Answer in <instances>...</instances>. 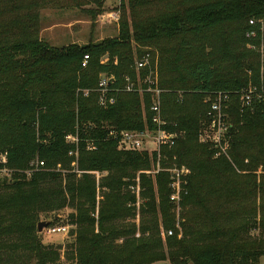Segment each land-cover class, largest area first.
Segmentation results:
<instances>
[{
    "label": "trees",
    "instance_id": "trees-1",
    "mask_svg": "<svg viewBox=\"0 0 264 264\" xmlns=\"http://www.w3.org/2000/svg\"><path fill=\"white\" fill-rule=\"evenodd\" d=\"M20 1L10 0L19 11L23 9ZM39 2L31 0L33 6ZM121 2L118 38L89 47L49 48L38 36H33L37 20L31 10L25 16L17 15L8 23H0V58H7L10 50L27 55L20 62L26 79L7 96L0 97L1 114L16 118L19 125V136L0 153H7L12 168L21 167L19 164L29 158L27 149L37 152L45 163L31 177L17 176L9 185L0 178V239L16 237L37 257L39 264H54L60 253L43 246L39 240L40 215L71 207L76 211L70 216L71 221L79 227L72 253L76 264H260L264 256V108L259 107L254 113L242 112L239 93L259 82L261 57L248 46L261 44L264 0ZM152 4H162L160 13L146 16L138 10ZM127 7L131 12L128 16ZM0 11L3 13L5 8ZM251 20L259 23L251 26ZM251 32H257L258 37L248 38ZM140 48L159 54L158 88L163 90L161 101L169 124L167 129L184 132L188 137L179 139L172 148L162 147L166 157L162 158L163 167L177 164L189 171L184 177L188 194L180 204L179 227L183 237L173 235L167 242L160 238V226L166 231H177L169 173L157 175L156 182L141 176L140 195L144 200L141 209L147 221L140 227L142 239L137 240V228L126 223L135 216L136 196L125 193L124 179L128 178L126 186L130 187L133 176L128 169L150 168L158 160L157 153L149 156L135 151L119 152L118 142L108 138L109 130L99 128L105 124L118 131L154 129L152 114L148 119L141 115L137 93L120 92L116 104L103 109L94 91L102 73L113 74L116 81L113 89L121 87L127 76L135 80L134 55L137 53L141 58L148 52ZM106 54L116 59V63H102ZM85 55L90 61L88 68L82 70ZM154 61L155 57L153 68ZM9 63L6 61L3 68ZM149 72L144 71L143 78ZM34 75L51 86L40 87L32 94L28 87L32 82L34 86ZM59 89L67 100L57 103ZM78 90L91 92L85 97L78 95ZM222 92L231 94L232 99L227 119L231 124V149L228 157L216 158L214 146L200 143L199 135L209 111L204 100ZM178 94L185 104L195 98L200 104L194 108L198 109L181 105ZM145 99L149 100V95ZM68 100L82 101L86 106L81 105L77 115L70 109H62L70 103ZM36 123L38 135L31 129ZM75 129L80 133V158L87 153L88 142L94 141L96 146L93 154L86 157L87 166L82 159V167L112 173L102 184L109 192L98 211V233L94 229V180L88 175L78 179L76 173H70L63 184V177L51 169V160L73 158L69 153L76 147L65 138L76 134ZM146 234L149 236L145 237ZM121 238L124 244L116 245ZM108 256L112 260L105 259ZM0 264H5L1 244Z\"/></svg>",
    "mask_w": 264,
    "mask_h": 264
},
{
    "label": "rangeland",
    "instance_id": "rangeland-1",
    "mask_svg": "<svg viewBox=\"0 0 264 264\" xmlns=\"http://www.w3.org/2000/svg\"><path fill=\"white\" fill-rule=\"evenodd\" d=\"M13 2L16 0H12ZM20 1V0H17ZM121 0H40L39 4H33L31 3V0H21L20 1V7L23 8L20 11L15 9V4L13 5L10 0H0V9L5 8V11L2 13L0 11V23L2 22H10L13 19L17 17V15H24L27 11L36 13V27H33V36H38L39 39L49 48H64L68 47L70 45L73 46H80V47H89L97 44H101L104 40L108 39H116L119 36V30H120V17L122 16V9H121ZM128 3V2H127ZM162 5V4H161ZM161 5H144L140 7L138 10L141 11L146 16H152L155 12L160 13V6ZM162 8V7H161ZM130 9L127 7V16L130 15ZM27 14V13H26ZM33 14V13H32ZM29 17H31V14H29ZM132 31V30H131ZM14 33H18V31H14ZM22 37V36H21ZM17 39V35H16ZM133 46L136 45L135 43ZM252 45L248 46V49H250ZM141 51H148L155 53L153 49H146V48H140ZM155 57V74L157 77L159 76V64H160V57L159 54L156 52L153 54ZM140 57L139 54L134 55V62L136 59ZM27 58V55L24 56L21 54L19 50H10L8 53V57L4 60L0 58V75L2 78L0 79V97L7 96L8 93H11L13 90L17 89L20 82H23V79H26L24 72H22L23 66L20 64L21 61L24 62V59ZM6 61H10L8 67L6 69L3 68V65L6 63ZM102 63H116V59H111L109 55H104L102 57ZM94 63V62H93ZM92 71V70H91ZM135 79H142L143 80V72H138L135 70ZM103 74L112 76L113 74L109 73H102L99 75V80ZM35 81L34 86L33 82L28 87L29 91H32V94L37 93L39 88H45L47 89L51 85L48 84V81L45 80L44 82H41L39 80L38 75H34ZM33 76H30L29 79L32 81ZM99 84V83H98ZM96 91V90H94ZM57 103L61 102L62 100H67L66 96H64L61 89H59ZM140 96V109H141V115L144 117V119H148V117L151 115V107L154 104V101L156 100L155 95L151 94H140L137 93ZM149 95V100H146V96ZM162 95V94H161ZM161 95H160V101H161ZM179 95V103L181 105L185 104V99H183L182 95ZM217 97L209 96L207 97L204 102L208 106V109H210V106L213 102H215ZM196 99L191 97V100H188L185 105H187L188 109H193L195 105H198V101H195ZM231 98H229L228 102L223 105V109H225L227 116L229 117L228 111L231 109ZM68 104H64V108L62 109H70L74 111L77 115L79 114V111H81V105L86 106L82 103V101H74V103H71L70 100H68ZM149 104V105H148ZM240 108H241V97H240ZM149 106V109H148ZM89 107H92V104L89 105ZM161 109H162V120L166 121V117H164L163 113V105L161 101ZM198 109V108H194ZM149 112V113H148ZM130 113V111L125 112ZM169 113H171L169 108ZM203 114V113H202ZM200 114H198V117ZM230 123V122H229ZM94 126V125H93ZM82 125H80V130L83 132V128H81ZM96 127V126H94ZM18 121L16 118H10L6 117L5 114H1L0 111V150L4 147L10 146L13 139L17 136H19L18 132ZM85 129H88V126L84 127ZM93 128V127H92ZM102 130H110L111 128L108 127V125L102 124L100 127ZM32 131H35V134H39V125L38 123L32 124L31 126ZM76 130V129H75ZM89 130V129H88ZM91 130V129H90ZM203 128L200 131L199 135V142H203L204 133ZM202 133V136H201ZM80 133L77 132L76 134L72 133V135H79ZM66 139V138H65ZM179 139H188L186 136V133L179 131L178 132V140ZM67 141V140H66ZM87 150V148H86ZM117 150L122 153L129 152L127 147L125 146H119ZM150 151L145 152L142 151V153H147L149 156L153 155V150H157L156 146H150ZM94 151L87 150V153L85 155H81L80 153L78 156H72L73 158H66V157H57L50 161L51 163V169L52 171L57 172L60 174L65 184L66 182V176L68 174L76 173V177L78 179H83L84 175H88L94 180L95 186H96V224L94 225V229L96 233L99 232L98 230V211L100 210L102 202L106 199L105 196L108 194L109 190L106 188H102V184L110 178V175L112 173L109 172H100V171H87L85 167H82V159L84 158V166H87L86 157L93 154ZM28 159L24 161L23 163L19 164L21 167L12 168L10 167L11 171L15 174L9 179H5L6 185H9L11 180H14L15 177H23L27 176V173H30L34 170H36L37 165L39 162H41V159L37 152H33L32 149H27ZM160 156V157H159ZM166 158L162 154V148L158 150V158ZM162 158L157 160L155 163H152V166L150 168L146 166H142L139 168H129L128 172L133 176L132 184L134 183V186L136 184L135 190H132L131 188H127L126 179H124V191L127 194H131L134 196H137V194H141L142 190L138 188V185L141 186V176L145 175L149 178H152L154 181L156 180L157 175H159L162 172L169 173L170 179H171V172L174 170H181V167H179L177 164L170 165L167 167H163L162 165ZM80 160V162H79ZM74 168V169H73ZM185 168V167H184ZM183 169V168H182ZM188 175V174H187ZM129 181V180H127ZM156 182V181H155ZM187 182V181H186ZM131 187V186H130ZM8 190H2V192H5ZM183 199V198H182ZM144 202L143 197L140 195V206H134L133 207V213L134 217L128 218L126 223L129 224V226L134 225L137 228V234L135 236V239L139 240L141 238L140 234V227L143 222L147 221V218L142 214L141 204ZM182 202V200H181ZM181 203L179 205H175L176 210H174L176 214V233L175 230H171L174 232V236H177L178 239L182 238V229L179 227L181 223ZM76 211L72 209L71 207H67L64 209H60L54 212H49L45 214L40 215V222L48 221L51 222L53 225H64L68 228V232L66 234H57V235H48L45 230L42 233H39V240L45 247H50L53 249H58L59 251V258L54 264H76L74 262L73 257L75 254H72L75 252V242L77 241V236L79 233V227L77 224L71 221L70 216L72 214H75ZM161 221V220H160ZM170 231V230H169ZM168 232L164 229L163 226H160V238L163 242H167V237L165 233ZM252 235L257 236L258 233H252ZM149 234H146L145 237H148ZM143 237V236H142ZM139 238V239H138ZM0 244L2 246V256L4 258L5 264H39L37 257L30 253L28 250L24 248L23 242L19 239L17 240L16 237H9V238H1ZM125 242L124 238L116 240V245H123ZM7 248V249H5ZM72 259V260H70ZM107 260H112L111 256L105 257ZM155 264H170L169 262H158ZM192 264V263H190ZM260 264H264V256L260 260Z\"/></svg>",
    "mask_w": 264,
    "mask_h": 264
},
{
    "label": "built area",
    "instance_id": "built-area-1",
    "mask_svg": "<svg viewBox=\"0 0 264 264\" xmlns=\"http://www.w3.org/2000/svg\"><path fill=\"white\" fill-rule=\"evenodd\" d=\"M256 23H259L255 20L250 21V25L254 26ZM262 35H261V44L260 46L252 45L250 49L255 50L261 57V68H260V77L257 84H251L246 89L240 91L241 97V111L254 113L259 107L264 108V24L261 23ZM250 39H255L258 37L257 32H251L247 35ZM90 57L85 55L81 68L82 70L87 69L89 66ZM153 55L150 52H147L141 58L136 59L134 62V69L138 72H147L150 71L146 78L135 79L131 77H125L124 84L117 88L113 89L112 85L115 84V77L103 74L99 80L98 88L95 92L98 93V104L103 109H108L111 106H114L117 102V94L120 92L126 93H140V94H153L156 96V100L151 107V121L154 125V129H144V130H127V131H118L117 129H110L108 133V138L113 139L118 142V145L125 146L131 151L135 152H148L150 151V146H156L157 150H153V153H157L158 150L162 147L172 148L177 144L178 141V131L171 132L167 129L169 124L166 121L162 120V109L160 95L163 93V90L158 88V77L155 74V68H153ZM90 90H78V95H83L85 97L89 96ZM213 97H217L216 101L213 102L210 106L209 111L207 112V122L204 123L203 132L205 135L203 137L204 143H210L214 146L216 150L215 157H228L229 151L231 149V135L230 128L231 124L228 122V116L223 109V105L228 102L231 98V94L218 93ZM201 133V136H202ZM68 143L75 145V150L69 153L70 156L79 155V144L80 138L79 135H68L66 137ZM87 150L93 151L96 150V146L93 142L87 143ZM160 157V156H159ZM162 158V157H161ZM161 158H158L159 160ZM44 162H39L37 169L30 173H27V177H31L34 171L39 170L41 167H44ZM183 168V169H182ZM181 170H174L171 172V183L170 188L172 194L170 200L174 205H179L183 196L188 194L187 182L184 177L189 173V171L182 167ZM9 167L7 153H0V178L9 179L15 175ZM132 190H135L136 184H131ZM139 190L141 186L138 185ZM134 206H140V193L136 196V203ZM45 232L48 235H57V234H66L68 228L64 225H53L50 224L48 228L45 229ZM173 231H168L165 233L167 237L173 236Z\"/></svg>",
    "mask_w": 264,
    "mask_h": 264
},
{
    "label": "water",
    "instance_id": "water-1",
    "mask_svg": "<svg viewBox=\"0 0 264 264\" xmlns=\"http://www.w3.org/2000/svg\"><path fill=\"white\" fill-rule=\"evenodd\" d=\"M51 222L43 221L38 224V232L42 233L46 228L50 226Z\"/></svg>",
    "mask_w": 264,
    "mask_h": 264
}]
</instances>
